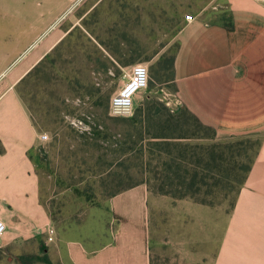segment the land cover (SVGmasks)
<instances>
[{"label":"crops","instance_id":"1","mask_svg":"<svg viewBox=\"0 0 264 264\" xmlns=\"http://www.w3.org/2000/svg\"><path fill=\"white\" fill-rule=\"evenodd\" d=\"M77 1L0 0V264H158L161 201L175 224L167 256L178 263L264 264V3L216 0V12L227 17L207 19L202 10L178 34L174 78L182 105L175 110L211 126L215 141L258 142L229 212L151 194L138 182L100 207L53 218L32 158L43 140L17 88L78 25ZM103 52L110 71L130 70L120 54Z\"/></svg>","mask_w":264,"mask_h":264},{"label":"rangeland","instance_id":"2","mask_svg":"<svg viewBox=\"0 0 264 264\" xmlns=\"http://www.w3.org/2000/svg\"><path fill=\"white\" fill-rule=\"evenodd\" d=\"M216 4V0L77 1L72 15L78 25L17 88L38 132L47 134V139L33 150L32 158L40 180L41 199L53 218L61 210L77 214L100 207L119 188L138 182H145L151 194L162 195L156 191L151 172L157 167L150 153L154 143L151 136L167 111L177 113L175 109L182 105L174 78L179 30L187 21V14L195 18L203 10L207 19L227 17L226 11L216 12ZM103 50L116 57L120 54L128 68L136 63L148 68V85L135 96L131 116L109 114L110 98L125 78L123 72L108 69L106 60L110 59L105 58ZM171 57L173 70L167 63ZM151 69L156 70V77L151 75ZM137 101L141 102L136 106ZM87 114L100 126H95L90 134L71 124L73 118ZM188 141L207 144L215 140ZM216 142H240L234 147V160L241 165L254 152L257 140ZM235 196V192L225 194L217 187L209 195H199L215 202L206 204L213 211L221 209L225 213L231 209ZM168 206L161 201L156 213L164 253L156 259L158 264L179 261L167 256L176 237L168 233L170 227L172 231L175 227ZM149 207L154 217L152 198ZM181 221L187 225L188 221ZM193 225L199 222H192Z\"/></svg>","mask_w":264,"mask_h":264},{"label":"trees","instance_id":"3","mask_svg":"<svg viewBox=\"0 0 264 264\" xmlns=\"http://www.w3.org/2000/svg\"><path fill=\"white\" fill-rule=\"evenodd\" d=\"M173 60L174 57L167 60L172 70ZM151 75L156 77L155 69H151ZM160 123H157V129L151 136L154 143L149 151L156 159L157 167L151 172L159 194L174 199L188 197L205 205L215 202L199 195H209L216 187L225 194H237L251 167L258 142L246 163L239 165L234 160V147L240 142L214 141L212 127L201 123L193 113L177 111L173 114L167 111ZM192 139H210L214 142L189 143L188 140ZM120 190L123 189L119 188L112 194Z\"/></svg>","mask_w":264,"mask_h":264},{"label":"built area","instance_id":"4","mask_svg":"<svg viewBox=\"0 0 264 264\" xmlns=\"http://www.w3.org/2000/svg\"><path fill=\"white\" fill-rule=\"evenodd\" d=\"M261 3H264V0H258ZM187 21H192L194 17L190 14L186 16ZM148 68L143 63L133 64L128 72L123 74L124 81L122 85L113 93L109 101V114L111 116L127 117L131 116L134 111V99L137 94L146 89L149 81ZM80 132L90 134L94 130L95 125L92 119V116L87 114L84 117L73 118L71 121ZM41 140L47 139L46 133H41L39 135ZM5 230V224L0 220V236ZM49 237L52 239L54 229L48 227L47 229Z\"/></svg>","mask_w":264,"mask_h":264}]
</instances>
